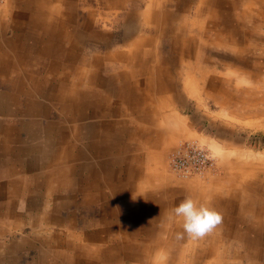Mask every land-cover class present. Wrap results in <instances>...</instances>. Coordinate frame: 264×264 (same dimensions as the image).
I'll use <instances>...</instances> for the list:
<instances>
[{"label": "crops", "instance_id": "0c3cea01", "mask_svg": "<svg viewBox=\"0 0 264 264\" xmlns=\"http://www.w3.org/2000/svg\"><path fill=\"white\" fill-rule=\"evenodd\" d=\"M163 1L149 0L140 14L139 0H99L106 9H128L118 44L109 43L112 35L93 24L98 18L79 14L80 0L4 3L0 11V237L10 234V240L0 244L5 247L0 254L9 252L10 257L3 258L2 264H140L151 252L148 248L162 245L163 233L171 230L169 247L176 251L179 242L188 238H177L183 231L181 222L166 227L169 214L158 212L163 204L154 192L131 201L125 192L129 187L139 192L146 186L147 157L157 155L155 150L164 149V143L177 134L175 113L179 93L184 94L178 88L183 75L179 63L186 61L184 72L191 71L193 66L187 63L191 59L210 63L211 58L196 53L197 40L209 41L219 33L223 39H213L215 45L225 48L228 38L235 42L240 27L234 11L239 4ZM172 6L174 12L161 11ZM190 9L193 16L173 33L167 21L177 14L187 17ZM259 9L241 15L252 19L254 32L264 28V21L258 22ZM157 38L161 39L158 47ZM165 39L169 52L162 54L159 46ZM254 40L253 44L236 40L233 45H257ZM193 70L204 78L202 69ZM231 194L227 191L223 198L206 204L222 220L200 239L199 250L211 245L209 235L220 233L218 237L225 240L226 229L238 230L225 224L231 215L240 218L237 198H227ZM226 203L236 208L228 209ZM75 207L95 212L77 214ZM115 234L148 237L149 242L109 241ZM236 236L231 237L241 240ZM255 246L253 250L240 247L234 264L258 262L257 253L264 256V245ZM244 251L250 252L247 259L241 257ZM207 258L201 264L209 263Z\"/></svg>", "mask_w": 264, "mask_h": 264}, {"label": "rangeland", "instance_id": "374dc122", "mask_svg": "<svg viewBox=\"0 0 264 264\" xmlns=\"http://www.w3.org/2000/svg\"><path fill=\"white\" fill-rule=\"evenodd\" d=\"M148 1L149 0H139L140 6L136 10L140 14L146 10L145 7ZM165 1L166 0H164L163 3ZM229 1H233L234 4L235 2L239 4L238 9H235L234 13L237 16L240 29L237 31L238 34L235 36L234 41L236 42L237 40L238 43H240V41H247L253 44L255 41L254 39H256L257 45L247 47L233 45L235 42L228 38L233 31L226 32L227 34L225 36L228 38L226 40V50L223 45H215L214 38L209 41L205 39L203 41H198L196 38L198 42V45H196L197 50L195 48L196 53L203 55L204 58H211V61L209 63L208 60H203L201 62L191 59V62L188 61L187 63H191L193 67L191 71L189 69L187 72H184L186 71V61L179 63L181 64L179 70L183 71V75L178 78V88L179 91L183 90L184 94L179 93V104L175 113L179 118L177 125L175 124L173 126L177 129V134L171 137L172 140L169 143H164V149L161 148L160 151L155 150L157 155L152 158L147 157L146 177L148 179L146 178L145 189L143 188L139 192L138 190L134 192V189L132 190L129 187V190L125 192L129 193L127 200L131 201L138 198V196L140 197L142 194L154 192V197L161 200V204H163L158 209V212H161V214L167 213L168 215L170 209L178 205L186 196L190 195L199 203L206 205L214 202V200H218L220 196L223 198L225 192L233 191V194L229 195V199L233 200L237 198L239 184L241 190H243L246 188L242 185L243 182L247 181V183H251L248 182V180H251L252 177L250 175L253 171L259 179L264 178V28L256 29V32H254L255 30L252 28V19L241 18V15L253 14L252 11L255 10L256 13V8L257 10L262 8L259 9L257 15L258 22H263L264 0ZM4 5L5 4L0 6V11L3 10ZM80 6L82 8L79 14H81L83 18H88L89 15L93 16L92 20L98 18L93 24L101 29L99 31L105 32L110 36L112 35L109 39V43L118 44L120 42L122 39V29L125 25L123 17L128 9L119 11L113 10L112 8L106 9L99 4V0H80ZM244 7L253 10L243 9ZM169 10L172 12L175 11L173 6L171 9H161L162 12ZM190 10L191 11L187 13V17L177 14L175 19L167 21L173 33L175 29L181 27L185 18H191L193 16L194 9ZM148 27H151V25ZM234 32L236 33V30ZM245 32L252 34L245 36ZM138 33L142 35L141 33L143 32L138 31ZM233 36L234 35H232V37ZM154 41V44L158 47L161 39L160 41L159 39L157 41L155 39ZM98 43L100 46L102 40L99 39ZM169 45L167 39L162 42L159 46L162 54L169 52ZM155 47L154 49L157 51ZM200 55L199 57H202ZM197 68L198 71L202 69L205 72L204 78L194 72L195 70L193 69L197 70ZM186 139H195L210 149L216 159V168L213 175H209L205 179H182L171 173L167 163L168 155L181 140ZM254 172L252 174H254ZM228 188L229 190H227ZM247 189H249V186ZM247 191L248 198H251L249 192L256 197L255 190ZM116 196L117 195H115V198ZM247 197H243L242 200L244 202L247 201ZM126 198L127 196H124L123 199ZM226 206L228 209L236 208L234 205H229L228 203H226ZM75 210L77 214L95 212V210L88 211L87 208L83 207L79 209L76 207L73 208V211ZM97 210L98 209H96V211ZM227 212L229 213V210H227ZM255 220V216L250 217L249 214H245L240 218L236 215H231V218L228 217L225 224L227 223L228 226L232 227L233 223L234 227L238 226V230L234 231V229L225 240L223 237H218L217 234H221L217 233L215 238H211V245H207L206 250L220 254V257L223 259L225 258L230 264H234V254L238 253L241 255V248L243 250L245 249L247 245L245 234L247 227H251V225L255 223ZM171 222L169 218H167L166 227L170 224H179L180 221L172 220ZM251 229L249 234L255 232L252 227ZM170 231L171 230H169V232ZM169 232L161 235L162 245L148 248L151 249V252L147 253L144 263L141 262L140 264H178V260L184 262L189 261L192 258L191 254H193V250H195L196 253L199 252V247L201 246L200 239L193 241V239L186 238L183 242H179L180 245L177 248H179L181 252L170 248L169 242L171 241L172 244L173 238L172 233ZM235 233H237V235L241 233V235L236 236ZM170 234L171 236L169 237ZM231 236H236L235 238H240L241 240L233 239L234 237ZM147 238L148 237L138 238L137 236L131 237L115 234L109 241H113V243L123 241L141 245L142 242H149ZM220 238H222V240ZM9 240L10 234H8V236L3 235L0 237V244L7 245ZM189 241L194 242L189 245L190 248H188ZM196 244L197 248L195 247ZM257 245H262V242H258ZM0 248L5 249V247L2 246H0ZM182 250H187V252L183 253ZM222 252H225V254ZM249 253L250 252H245L241 257L244 256V258L247 259L249 256L247 254ZM9 254V252L3 254V256L0 254V264H2L1 260L3 258L9 259ZM194 256L196 257L197 254ZM218 257L219 255L217 258ZM208 258L210 260L209 263H215L213 256H209ZM204 260L205 259H203V261ZM239 264H246V262L244 261L241 263L240 261Z\"/></svg>", "mask_w": 264, "mask_h": 264}, {"label": "bare ground", "instance_id": "6f19581e", "mask_svg": "<svg viewBox=\"0 0 264 264\" xmlns=\"http://www.w3.org/2000/svg\"><path fill=\"white\" fill-rule=\"evenodd\" d=\"M221 39H223V35H221L219 33L215 34V37H214L215 42H218ZM108 58H109V56H108ZM253 169H256V168H253ZM252 173L250 175L252 177L251 180H248V182H251V183L249 184V183H247V181L243 182L242 185H244V187H246L243 190H241V187H240V184H239V191L237 193V201L240 204L239 209H240V214H241L240 215L238 213V215L240 217H242L245 214H249L250 217H254L255 216V218H256L255 223H253L251 225V227L255 230V232L253 234H249V235H247V233H246V244H247L246 246H249L250 248L252 247L251 250H253V246L254 245L257 246V243L258 242H262V245H264V178L263 179H259L258 176L255 175V172H254V174H252ZM248 186H249V189H247ZM247 190H249V191H251V190L254 191L255 190L256 197H254L249 192V195L251 196V198H248L247 197V193H248ZM245 196L247 197V201L244 202L242 199ZM228 197L229 196H227V198ZM232 225L234 226L233 223H232ZM232 231H233L232 229H226V237H229L230 234L232 233ZM250 232H251V229L248 230V233H250ZM209 236H211V238L212 237H214V238L216 237V235H209ZM210 241H211V239H210ZM218 243H219V241H218ZM196 254H197V256L195 257L194 255H196ZM257 254H258V256H257V258L255 260H259V261L256 262L255 264H259L260 262L264 264V256H263L262 252H258ZM191 255H192V258L190 259V262L192 264H195V263L196 264H200L203 259H206V257H209V256H213L214 257V261H215L214 264H223V263L226 264V262H227V261H225V259H223L222 257H220V254H216V253H214L212 251H209V250H206V249L199 250L198 253L193 252V254H191ZM218 255H219V257L217 258ZM251 258H252V256H251ZM242 263H243V261H242ZM206 264H211V263H206Z\"/></svg>", "mask_w": 264, "mask_h": 264}, {"label": "built area", "instance_id": "2783aa9c", "mask_svg": "<svg viewBox=\"0 0 264 264\" xmlns=\"http://www.w3.org/2000/svg\"><path fill=\"white\" fill-rule=\"evenodd\" d=\"M6 0H0V6ZM168 168L172 174L182 179H205L213 175L216 159L209 148L195 139L181 140L169 153Z\"/></svg>", "mask_w": 264, "mask_h": 264}, {"label": "clouds", "instance_id": "9594fccd", "mask_svg": "<svg viewBox=\"0 0 264 264\" xmlns=\"http://www.w3.org/2000/svg\"><path fill=\"white\" fill-rule=\"evenodd\" d=\"M168 218L181 222L183 231L177 234L178 239L186 235L193 240L202 239L210 234L222 220L214 208L199 203L190 195L170 209Z\"/></svg>", "mask_w": 264, "mask_h": 264}]
</instances>
